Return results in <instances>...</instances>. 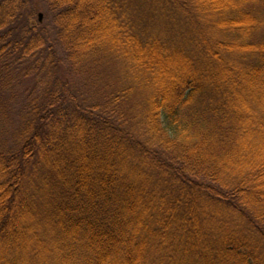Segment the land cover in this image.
I'll list each match as a JSON object with an SVG mask.
<instances>
[{"label":"trees","instance_id":"1","mask_svg":"<svg viewBox=\"0 0 264 264\" xmlns=\"http://www.w3.org/2000/svg\"><path fill=\"white\" fill-rule=\"evenodd\" d=\"M41 1L45 24L27 0H0V117L15 106L0 143V264H19L25 227L31 264L47 245L56 264H264L255 0L201 2L208 13L190 0ZM171 12L200 63L148 32ZM116 58L148 77L116 85Z\"/></svg>","mask_w":264,"mask_h":264},{"label":"rangeland","instance_id":"2","mask_svg":"<svg viewBox=\"0 0 264 264\" xmlns=\"http://www.w3.org/2000/svg\"><path fill=\"white\" fill-rule=\"evenodd\" d=\"M27 1H28V6L30 8H33V6L36 5L35 11L31 17V22H33L34 24H36V23L45 24L46 19H47L46 18L47 12L44 9V3L41 0H27ZM206 1H208V0H190V2H192L193 4H197V5L199 4L197 7L198 11L206 10V12L208 13L210 10L209 6L206 5V7H204V5H202V3H201V2H206ZM194 6H196V5H194ZM248 9L253 11L255 13V15L259 17L257 19L260 21V30H258L255 33L253 39H255L256 41H264V0L253 1V3L248 6ZM39 13L42 14L41 22H39L37 19V15ZM171 15H172V21H168L167 25L164 26V27H167L166 30L163 31L159 27V25L155 24V22L153 21L150 24H148L149 26H147V24H146V26L148 27V32H152L154 34L157 33L160 36H165L163 38H165L168 41L173 43V44L172 43L170 44L172 47L182 48L186 54L194 57L195 63H196V61L200 63L201 62V55L198 54L197 51L193 49V47H195V46H194L193 42L191 41V39L188 35L187 24L178 14L175 17L174 13L171 12ZM209 17H211V16H209ZM143 21L145 22V20H143ZM155 25H157V26H155ZM139 26H141V25H139ZM226 34L229 35L230 32H226ZM221 38L225 39L224 36H222ZM109 54H107V55H109ZM36 55H39V54H36ZM111 55H121V54L112 53ZM239 56L240 55H226V57L229 59V63L233 64L236 67H238V65L240 67L241 63H243L242 60H240L241 57H239ZM107 63H108L107 66H109V71H110L108 74V78H109V80L114 81V83H116V85L117 84H126L129 81L132 82L135 79H137L140 82H143V78L145 76L148 77V75L145 73V71L143 69L139 68V70H136L135 69L136 67L131 66V63H128V61H124V59H122V58H116L113 60L111 59ZM173 66L174 67H180V64L175 63ZM123 69H128V70L125 73V72H123ZM181 70H184V69H181ZM110 77L113 79H111ZM80 84L84 85L83 82H81ZM87 84H89V83H87ZM36 85H39V81ZM74 86H76L75 83H74ZM17 100L19 102L21 99H19V97H18ZM14 102H15V98H13V100H12V103H14ZM12 107L13 108L10 109L11 111L10 110L4 111L2 113V116L0 117V143H4L5 140L9 139V137L7 136V134L5 132V131H7V127H8V125L5 123V121H9L10 123H11V121H13L12 117L15 115V112L13 111V109L15 106H12ZM260 112H262V110ZM3 124H5V125H3ZM19 226L22 227L21 220L19 222ZM25 229H22L25 232V236L24 235L22 237H21V235H19L20 237L18 236L19 239H22V241L19 240L18 243H20L21 248H23L22 258L20 259L19 264H31V261L28 260V258H34L31 256H28L27 252L30 251V249H32V247L36 244H34V240L31 239V237L26 236V234H29V232H28L26 227H25ZM24 245H26V247H23ZM47 246L46 247L42 246V249H39L40 252H37L38 257H36V258L39 261L46 262L48 264H56L58 257H59V254H54L53 252H51V254H49L50 252L48 251L49 249L47 248ZM50 246H52V244H50ZM2 251H3V248L0 250V254L2 253ZM5 253L6 252H4L3 255H0V257H3L5 255ZM37 259L34 260L35 264H38Z\"/></svg>","mask_w":264,"mask_h":264},{"label":"water","instance_id":"3","mask_svg":"<svg viewBox=\"0 0 264 264\" xmlns=\"http://www.w3.org/2000/svg\"><path fill=\"white\" fill-rule=\"evenodd\" d=\"M37 18H38V21L41 22V20H42V14L39 13V14L37 15Z\"/></svg>","mask_w":264,"mask_h":264}]
</instances>
